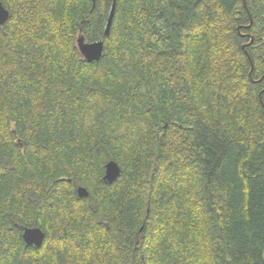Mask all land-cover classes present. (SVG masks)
Segmentation results:
<instances>
[{"label":"trees","instance_id":"16d2710c","mask_svg":"<svg viewBox=\"0 0 264 264\" xmlns=\"http://www.w3.org/2000/svg\"><path fill=\"white\" fill-rule=\"evenodd\" d=\"M111 2L0 0V264H264V0Z\"/></svg>","mask_w":264,"mask_h":264},{"label":"water","instance_id":"95a60500","mask_svg":"<svg viewBox=\"0 0 264 264\" xmlns=\"http://www.w3.org/2000/svg\"><path fill=\"white\" fill-rule=\"evenodd\" d=\"M93 2L95 0H92ZM115 2L112 0L110 10L107 16V21L104 27V35H108L110 32L112 19L115 12ZM9 19V11L0 3V26L3 25ZM252 40V38H251ZM76 46L79 53L88 62H97L102 56L104 50V41L102 39L95 41H85L84 36L78 34L76 37ZM252 68V63H251ZM119 165L110 160L105 164L104 180L107 183H112L120 176ZM76 193L79 198L86 197L88 195V190L82 186L78 185L76 187ZM22 239L26 245L39 247L44 239V233L39 227H24L22 231Z\"/></svg>","mask_w":264,"mask_h":264},{"label":"bare ground","instance_id":"6f19581e","mask_svg":"<svg viewBox=\"0 0 264 264\" xmlns=\"http://www.w3.org/2000/svg\"><path fill=\"white\" fill-rule=\"evenodd\" d=\"M120 174H121V172H120ZM119 177H120V176H119ZM119 177H118V178H119ZM118 178H117V179H118ZM117 179H116V180H117ZM114 182H115V181H114Z\"/></svg>","mask_w":264,"mask_h":264}]
</instances>
